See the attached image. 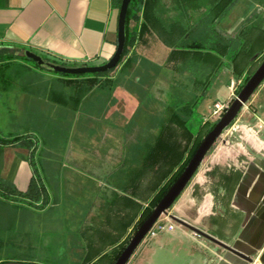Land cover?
Wrapping results in <instances>:
<instances>
[{"label":"crops","instance_id":"1","mask_svg":"<svg viewBox=\"0 0 264 264\" xmlns=\"http://www.w3.org/2000/svg\"><path fill=\"white\" fill-rule=\"evenodd\" d=\"M218 1L146 0L135 44L96 83L0 62L10 133L38 139L49 197L40 210L0 196V262L114 263L214 103L231 102V81L264 59V0ZM118 15L112 0H0V53L101 64L116 50ZM239 121L240 139L211 149L170 211L246 258L175 222L127 264H264V81ZM32 174L26 147L1 149L0 180L25 191Z\"/></svg>","mask_w":264,"mask_h":264},{"label":"water","instance_id":"2","mask_svg":"<svg viewBox=\"0 0 264 264\" xmlns=\"http://www.w3.org/2000/svg\"><path fill=\"white\" fill-rule=\"evenodd\" d=\"M131 0H122L119 15H118V42L114 54L104 63L101 64H81V65H68L64 63H57L47 60L41 54L30 50L23 49L22 53L28 58L34 60L39 66H45L53 71L67 73V74H85V73H96L105 72L112 68H115L121 58L124 50L126 40V15L128 6ZM264 81V59L249 76L243 86L239 89L237 95L233 98L229 106L221 117L215 122L211 130L204 136L203 140L195 150L194 154L188 161L187 165L177 177V179L171 184L165 194L153 207L150 214L146 219L138 226L131 239L120 253L118 258L113 264H127L130 258L135 253L138 246L142 243L146 235L152 229L157 220L164 214L168 215L173 221L184 225L196 234L203 236L209 241L217 244L218 246L236 252L240 256L245 257L241 253L235 251L231 246L216 236L208 233L200 227L189 223L188 221L172 214L169 209L175 203L177 198L181 195L188 183L191 181L198 168L200 167L204 157L210 151L216 140L221 137L223 131H225L236 119L239 112L243 108L244 104L250 99L254 91ZM246 258V257H245ZM7 264H22L15 261L7 262Z\"/></svg>","mask_w":264,"mask_h":264},{"label":"trees","instance_id":"3","mask_svg":"<svg viewBox=\"0 0 264 264\" xmlns=\"http://www.w3.org/2000/svg\"><path fill=\"white\" fill-rule=\"evenodd\" d=\"M112 2H113V5L119 9L122 0H112ZM145 2L146 0H131L129 3L127 15H126V40H125L124 50L121 55L119 63L123 60V58L126 56L128 51L132 48L137 38L139 37L140 30L142 29V26H143L139 20L140 12L142 11V7L144 6ZM138 25L140 26L141 29L139 28ZM16 58L27 61V62L32 61L33 64L32 63L31 64L36 67L44 68L46 70L51 71L52 73L62 75L65 77H69V78H80V77L85 78L86 77L87 78L86 80L90 81L91 83L98 82L99 81L98 77L106 76L110 71L115 69V68H112L105 72H96V73L67 74V73L53 71L45 66H39L34 60L23 55V53H20V54L0 53V62H5V61H9L11 59H16ZM46 59L49 60L48 58ZM50 61L56 62L55 60H50ZM251 74L252 72L250 73V75ZM250 75H248L245 78V82L249 78ZM104 82L109 83L111 82V79L107 78L104 80ZM214 124L215 122L210 123V121H205L203 123H200V125H198V127L196 128L194 132L195 134L194 141L188 151V154L186 155L185 159L180 164V167L177 169V171L171 176L168 182L161 188L158 195L152 200L150 207L146 211L145 217L139 222V225L146 219V217L150 214L153 207L157 204V202L161 199V197L165 194V192L171 186V184L177 179V177L183 171L188 161L194 154L195 150L197 149V147L203 140L204 136L211 130ZM6 145L22 146V147H26L29 150V161L32 165L33 174L31 176L29 185L25 191H18L15 188H13L11 185H9L6 181L1 179L0 180V196L3 197L4 199L11 200L17 203L27 204L36 209H40V210L44 209L49 203V197L46 191L45 183L38 172L37 164L35 160V153L38 148V139L34 137L31 133L3 135L0 132V151ZM125 246H123L117 252L114 258V262L118 258L120 253L123 251ZM7 262H10V261H3V262H0V264H7Z\"/></svg>","mask_w":264,"mask_h":264},{"label":"rangeland","instance_id":"4","mask_svg":"<svg viewBox=\"0 0 264 264\" xmlns=\"http://www.w3.org/2000/svg\"><path fill=\"white\" fill-rule=\"evenodd\" d=\"M208 1L213 6V8H215V9L218 6V2H220L218 0H208ZM221 1L229 2L231 0H221ZM7 53H13V51H9ZM28 62L33 64L32 61H28ZM8 108H10V105H3V106L0 105V132H2L3 134H6V135H11L12 133H10L11 131L9 129V121L7 118H5L6 117L5 111L8 110ZM206 121H210V123H214L217 120H215L213 117H211L210 120H206ZM240 124H241V121H239L235 124L232 123L225 131H223L221 137H219L216 140V142L213 144L211 149L215 148V150H217L220 148L223 149L224 147H229V146L235 145L236 142L240 139L239 135H242L241 131L239 130ZM211 149H210V151H211ZM209 152L206 154L203 161L207 159ZM169 212L171 213L170 209H169ZM159 219H160L161 224L173 221L168 215H164V214ZM173 222H175V221H173ZM154 230H158L157 226L154 228ZM146 240H147V238H146ZM136 251L132 256L133 259L137 256Z\"/></svg>","mask_w":264,"mask_h":264},{"label":"built area","instance_id":"5","mask_svg":"<svg viewBox=\"0 0 264 264\" xmlns=\"http://www.w3.org/2000/svg\"><path fill=\"white\" fill-rule=\"evenodd\" d=\"M245 83V80L243 78L233 80L231 81V87L234 92H236L235 96L237 95L239 89L243 86ZM231 102L224 103L221 101H216L214 103V108L209 117L206 118V120H210L211 117H213L215 120L219 119L221 115L225 112L226 108L229 106ZM175 225V222L171 221L168 223L161 224L160 219L157 220V222L154 224L152 229L149 231V233L146 235L143 241L146 240V238L154 236L157 232L162 231L164 229H172ZM157 226L158 230H154V228ZM142 241V242H143Z\"/></svg>","mask_w":264,"mask_h":264}]
</instances>
